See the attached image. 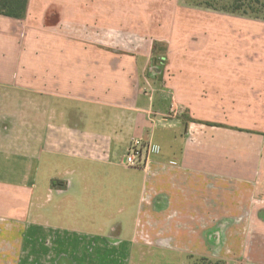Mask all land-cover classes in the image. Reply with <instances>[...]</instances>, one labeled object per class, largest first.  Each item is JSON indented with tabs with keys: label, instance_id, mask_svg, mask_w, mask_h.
Listing matches in <instances>:
<instances>
[{
	"label": "crops",
	"instance_id": "crops-1",
	"mask_svg": "<svg viewBox=\"0 0 264 264\" xmlns=\"http://www.w3.org/2000/svg\"><path fill=\"white\" fill-rule=\"evenodd\" d=\"M58 3L0 16V264H264V22L234 69L128 45L122 0ZM132 139L145 167L123 164ZM49 205L77 227L49 224Z\"/></svg>",
	"mask_w": 264,
	"mask_h": 264
},
{
	"label": "rangeland",
	"instance_id": "rangeland-1",
	"mask_svg": "<svg viewBox=\"0 0 264 264\" xmlns=\"http://www.w3.org/2000/svg\"><path fill=\"white\" fill-rule=\"evenodd\" d=\"M40 1L35 0V2ZM49 1L53 5L52 9H56L61 5L58 2H62V0ZM78 1L84 2V0ZM121 6L122 11L119 15L127 26V34L124 33L122 39L124 38L128 45L143 41L144 51L149 52V55H225L224 68L251 67V19L198 8L191 5L188 0H122ZM255 43L257 46H254V52H263L264 47L259 37H255ZM44 211H42L44 215H49L48 222L52 226L58 225L67 229L77 227L71 220L53 216L52 213H56V210H52L50 205L46 206ZM63 211L67 210L64 208ZM100 223H107L105 225L107 229L108 224L116 225L118 221L99 217L94 222L95 228ZM80 227L87 229L82 225ZM16 243L21 244L22 241ZM228 259L232 257L218 261L204 260L202 263L256 264ZM127 264L197 263L178 253L144 250L142 253L133 252Z\"/></svg>",
	"mask_w": 264,
	"mask_h": 264
},
{
	"label": "trees",
	"instance_id": "trees-1",
	"mask_svg": "<svg viewBox=\"0 0 264 264\" xmlns=\"http://www.w3.org/2000/svg\"><path fill=\"white\" fill-rule=\"evenodd\" d=\"M191 5L215 12L238 15L264 22V0H188ZM28 0H0V15L20 20L27 11Z\"/></svg>",
	"mask_w": 264,
	"mask_h": 264
},
{
	"label": "built area",
	"instance_id": "built-area-1",
	"mask_svg": "<svg viewBox=\"0 0 264 264\" xmlns=\"http://www.w3.org/2000/svg\"><path fill=\"white\" fill-rule=\"evenodd\" d=\"M150 146L148 143L132 139L123 158V164L128 168L145 167L148 161Z\"/></svg>",
	"mask_w": 264,
	"mask_h": 264
}]
</instances>
